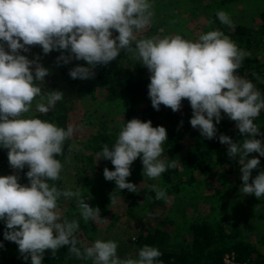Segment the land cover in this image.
<instances>
[{
    "label": "clouds",
    "instance_id": "clouds-1",
    "mask_svg": "<svg viewBox=\"0 0 264 264\" xmlns=\"http://www.w3.org/2000/svg\"><path fill=\"white\" fill-rule=\"evenodd\" d=\"M152 17V0H0V149L8 150L12 169H29L25 185L18 182V175L0 176V221L8 229L4 240L18 245L25 262L30 257L31 264H42L46 250L55 255L68 246L78 259H92L93 264H163L159 249L148 245L136 258L125 259L117 255L118 244L112 240L97 239L83 250L77 247L79 223L61 219L60 198L75 197L86 223L103 219L100 209L86 203L79 191L49 183L61 178L62 163L57 157L63 155L64 142L72 137L74 127L65 129L22 116L37 97L43 102H37L36 110L45 114L64 99L60 91L42 92L50 73L39 57L30 60L21 54L28 53L29 46L39 45L44 55L60 51L57 62L65 65L73 58L85 61L87 67L77 65L69 72L72 79L81 80L92 78L97 65L110 64L122 51L132 52L150 73L148 96L156 111L161 105L179 111L181 101L187 99L193 110L190 125L209 140L216 137L222 113L236 122L239 133L247 137L243 143L226 135H220L219 142L229 146L230 158L239 156L242 191L257 199L264 196V170L252 175L260 159H249L252 153L264 157V142L256 139L261 134L254 123L264 110V97L251 81L235 74L247 53L219 30L195 41L181 35L138 40L136 34ZM216 17L233 26L226 12L218 11ZM166 140V129L153 127L150 120L134 118L124 123L115 143L97 153L99 160L111 161L115 169L105 168L104 178L114 181L120 191L137 192L127 178L138 157L143 175L150 179L175 168L171 159L167 163L160 159ZM153 192L155 199H167L165 190L154 186Z\"/></svg>",
    "mask_w": 264,
    "mask_h": 264
},
{
    "label": "trees",
    "instance_id": "trees-1",
    "mask_svg": "<svg viewBox=\"0 0 264 264\" xmlns=\"http://www.w3.org/2000/svg\"><path fill=\"white\" fill-rule=\"evenodd\" d=\"M175 3L176 1L172 0H158L160 9H164L166 12L168 9L174 12L173 10H176L174 7ZM221 3L211 4L212 25L220 23L216 17V13L226 9ZM230 4L232 5V9L224 12L231 14L236 4L234 1ZM258 20L260 25L255 35H253L252 29L238 24L235 26L234 31L227 25V28H224L221 32L228 36L237 45L238 49L249 52L252 50V46L255 43H259V39L264 37V10L261 11ZM115 35H118V33L114 32L113 37ZM29 47L43 54L42 48L39 45ZM63 54L65 56L68 55L67 52ZM48 55L53 59V71H57L60 74L61 80L66 84L71 94L82 101H91L92 104L99 110L102 109L105 113L117 111L118 116L122 118L119 127L115 125L111 126L108 123L107 127L91 135L84 142L86 146L85 153L89 152L87 156L88 160L85 161L84 156L79 159L82 165L78 170V174L84 177L86 181V185L85 182L83 184V192L88 196H82V198L89 205L92 204L93 208L98 207L101 209L104 207L106 211L100 215V218L103 219L100 220L101 223L107 222L109 210H120L118 202L111 203V196L115 200H118L123 190L116 192L111 189H103L100 186L98 181L104 176V169L108 168L110 171H114L115 169L111 161L103 158L99 160L100 158L97 156V153L102 152L104 145L111 147L115 143L123 124L134 118L142 122L150 120L153 127L163 126L167 131V140L162 145L164 151L160 159L165 160L166 163L171 159L176 166L162 173L159 178L160 183L155 187L156 189L165 190L166 202L163 203L155 199L147 204L148 209H146L145 213L149 215V219L141 224L142 227H138V249L136 250L135 257H137L142 247L148 245L159 249L162 255L158 259L163 264H225V257L232 254L235 255L236 264H264V252L260 250L261 243L257 242L255 238L256 234H252L249 239L247 238L249 236L247 232L249 224L251 226L249 227L250 231L256 228L259 230L264 229V210L259 208L255 211L252 210L257 203L264 205V196L257 199L254 195H247L242 191L240 164L238 162L239 156L234 159L230 158L227 151L229 146L219 142L220 135H226L233 142L241 144L247 138L239 133L235 121L230 120L222 113L223 119L219 124H216V137L209 140L203 137L199 130L194 129L190 125L189 121L192 118L193 110L187 99L181 101L179 111L173 112L164 105H161L160 110L156 111L152 107L148 96L147 86L150 83V79L145 74L146 67L139 60L132 61L129 57H126L125 51H122L116 60L110 64L106 66L97 65L93 69L94 76L87 80L72 79L69 76L70 70L77 65L87 67L88 65L85 61H77L73 58L70 63L65 65L62 61L60 63L57 62V57L61 55L60 51H52ZM257 56L254 54L245 57L235 74L251 81L256 90L264 97V83L258 79V76L264 77V62ZM53 80L55 86L56 82L57 85L60 82V78H54ZM22 116L24 118H39L65 129L69 126L70 119L66 111L62 113L49 111L46 114L35 111V113L28 112L22 114ZM213 122L215 123V120ZM254 123L258 126L261 134L256 139L264 142V110L254 120ZM186 140L189 141L190 147L185 145ZM185 149L188 150L186 161L184 162L178 154ZM7 152V149H0V176L15 174L19 176L18 182L20 184H28L26 172L29 169L27 167L22 171L12 169L8 161ZM72 153L73 143L70 137L64 142L63 155L57 157L61 161L62 166L69 160ZM256 154L252 153L249 156V159H260V167L253 170V177L258 175L261 170H264V157L257 156ZM136 161L142 163L139 157ZM141 166L139 169H130L131 175L127 178V182L134 184V181L143 173V164ZM202 178H206L212 183L215 181L214 184L219 187L211 186L213 203L206 211H202V213L201 211H197L198 209L190 211L191 205L180 198V190L182 187L194 185ZM93 182L94 186L90 188V193L86 192L90 187L89 184ZM111 182L115 184L114 181ZM49 183L55 184L58 188L62 189V177L57 181H49ZM151 184L153 185L152 181ZM227 191L239 193L241 202L236 203V205L226 204L228 201L227 196H225ZM115 194L117 197H115ZM152 195L155 196V193L153 192ZM244 196L248 198L243 199ZM171 201L174 204L173 208L166 207V205L171 204ZM222 201L225 202L223 203ZM95 203L96 205H94ZM243 203H246L244 207L245 211L235 212L236 206L239 207L240 205L242 207ZM135 206L141 208L138 207L137 201L127 204L126 209L128 211L126 215L135 213ZM161 206H163L162 209L167 214L171 213L181 217L183 232L180 243H176L171 238L174 234V232L172 233L173 223L170 221L168 215H166L165 219H160L153 215L152 209ZM237 209L239 210V208ZM58 211L62 220L78 221L79 230L75 233L78 241L77 247L83 250L84 247L91 246L97 239L102 240L103 236L99 234L100 232H97L96 225L90 221L86 223L80 216V210L75 197L73 199L61 197L58 201ZM114 217L113 221H108L110 230L116 225V221L121 219V215L118 214H114ZM137 220L140 219L137 218ZM154 220H159L164 229H161V225L154 227ZM254 221L257 225L254 224ZM5 231H8V229L4 222L0 221V243L4 245L3 248H0V264H31L30 257L27 262L24 261L16 243L4 240ZM10 246L17 248L18 255H20L19 259L3 254V251ZM122 249L118 253H123L124 249ZM42 264H93V261L92 259H78L68 251V246H64L57 250L55 255L51 251L46 250Z\"/></svg>",
    "mask_w": 264,
    "mask_h": 264
},
{
    "label": "rangeland",
    "instance_id": "rangeland-1",
    "mask_svg": "<svg viewBox=\"0 0 264 264\" xmlns=\"http://www.w3.org/2000/svg\"><path fill=\"white\" fill-rule=\"evenodd\" d=\"M160 1V0H159ZM176 1L175 8L176 10H169L166 12L164 9H160L158 0H152V12L153 17L151 23L142 31L138 32V40L139 39H145V38H163L165 36H174V35H181L184 39L195 41L199 38L200 35L205 34L213 28V30H219L223 31L224 28H227V25L220 23H217L215 25H212L213 15L211 10V4L220 3L222 2V6L226 7L224 11H229L232 8V5L230 4L232 1L236 4V6L231 11V14L228 12L232 25L229 27L232 31L235 30V26L243 25L250 29H252L253 35L256 34L258 31L260 22L259 17L262 10H264V0H172ZM163 4V3H161ZM188 11V12H186ZM166 15L168 16L166 18ZM165 20V21H164ZM164 21V22H162ZM259 43H255L252 46V50L249 52L244 51L247 53L245 57H249L251 55H258L262 61L264 62V37L262 39H259ZM22 55H25L28 57V59L33 60L36 57H39V63L48 69L50 75L45 77V80L43 82L42 92H48V91H60L63 93L64 99L61 102H58L55 109L50 110L51 112L56 113H62L63 111H66L69 114V126L74 127V133L72 135V143H73V153L71 154L68 161L65 162V164L62 166V189L67 190L71 189L72 191H79L81 193V196L88 197L85 192H83V184L86 181L84 177L80 176L78 174V170L81 167V163L79 159H81L82 156H84V160H88L87 156L88 153H85V144L84 142L89 139V137L93 134H95L98 131H101L103 128L107 127L108 123L113 126H118L122 122V118L119 117L117 111L111 112V113H105L102 109H98L94 104H92L91 101H82L81 99L77 98L71 92L67 89L66 84L61 80V76L57 71H53V59L49 57V55H44L38 52V50H35L30 47V51L28 53H21ZM126 57H129L130 60L136 61L138 59L135 58L134 54L132 52L125 51ZM257 56V57H258ZM125 57V56H124ZM125 57V58H126ZM34 70V69H33ZM53 72V73H51ZM145 74L147 76H150V73L148 72L147 68L145 70ZM60 78V82L56 86L54 85V78ZM258 79L264 83V77L258 76ZM37 102H43L41 101L40 97H37L32 102V107L29 111V113H35L36 110V104ZM187 147H190L189 141L186 140L185 142ZM187 150H183L181 153H179V157H181L184 162L186 161L187 156ZM259 156V154H256ZM142 163L138 161H134L132 165L130 166V169L132 168H141ZM160 177L155 179H150L147 176H144L143 173L140 177L137 178V180L134 181V185H136L137 192H130L127 189L123 190V193H120L118 200H115V202H118L119 209H114L108 211L107 216V222L101 223L100 220L98 221H90L94 225H96V229H98L97 232H100L99 234L103 236L102 240H112L115 241L118 244L117 248V255L121 259L125 258H136L135 253L138 249V235L139 230L138 227L141 226L143 222H145L147 219H149V215L146 214V209L148 202L151 203L155 200V196H153V187L157 186L160 183ZM98 181V179H97ZM151 181L153 185L151 184ZM100 186L103 189H111L112 191H118L117 185L113 184L111 181H107L104 176L101 177V179L98 181ZM215 181L212 183L206 178H202L199 182L195 183L192 186H185L182 187L180 190V198L190 203V211H193L195 209H198L197 211H206L208 207H210L213 203V191L211 190V186H217L214 184ZM90 187L86 190V192L90 193V188L94 186V182L89 184ZM155 193V192H154ZM237 193V192H236ZM234 193L233 191H227L226 198L228 201L226 204H233L236 205V203L241 202L240 194ZM116 195V194H115ZM93 197V195H92ZM117 197V195L115 196ZM247 196H244L243 199H247ZM73 199V198H72ZM159 201L165 203L166 199H158ZM91 201V199H90ZM133 201H137L138 207L135 206L136 212L132 213V215L128 214L126 215V212L128 211L126 209L127 204H132ZM114 202V203H115ZM223 203L225 201H222ZM258 202V201H257ZM90 203V202H89ZM127 203V204H126ZM246 203H243V208L239 205L236 206L239 208V210L236 208V211L242 212L245 211ZM64 205V204H63ZM96 205V203L94 204ZM238 205V204H237ZM92 207V204L90 205ZM174 204L171 201V204L166 207L173 208ZM107 207V206H105ZM161 207H154L152 209V213L155 217L160 219H165L166 215H168L170 221L173 223V236L171 237L176 243H180L182 240V232H183V221L180 216L173 215L171 213L167 214L165 210ZM145 208V209H144ZM150 208V207H149ZM257 208L264 210V205L261 203H257L256 206L252 210H257ZM104 207L100 209V215L104 212ZM114 214L121 215V219L117 220L116 225L113 227L112 230H110V226L108 224V221H113ZM124 215V216H123ZM139 218L140 220H137ZM254 220V218H253ZM253 223V222H252ZM264 223V222H263ZM254 224L256 222L254 221ZM154 227H158L161 225L159 223V220H154ZM142 227V226H141ZM249 226L247 227V232L249 233V237L252 234H256V240L260 244V250L264 252V229H252L250 231ZM254 227V226H253ZM161 229H164V227L161 225ZM248 235V234H247ZM123 248V253H118V251ZM122 249V250H123ZM3 254L7 255L8 257L18 258V252L17 248L14 246H10L6 250L3 251Z\"/></svg>",
    "mask_w": 264,
    "mask_h": 264
},
{
    "label": "built area",
    "instance_id": "built-area-1",
    "mask_svg": "<svg viewBox=\"0 0 264 264\" xmlns=\"http://www.w3.org/2000/svg\"><path fill=\"white\" fill-rule=\"evenodd\" d=\"M224 263L225 264H236L235 262V255L232 254V255H227L224 259Z\"/></svg>",
    "mask_w": 264,
    "mask_h": 264
}]
</instances>
